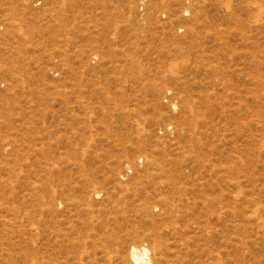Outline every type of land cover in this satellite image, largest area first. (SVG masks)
I'll return each mask as SVG.
<instances>
[{
    "label": "rangeland",
    "instance_id": "1",
    "mask_svg": "<svg viewBox=\"0 0 264 264\" xmlns=\"http://www.w3.org/2000/svg\"><path fill=\"white\" fill-rule=\"evenodd\" d=\"M134 247L264 264V0H0V264Z\"/></svg>",
    "mask_w": 264,
    "mask_h": 264
},
{
    "label": "bare ground",
    "instance_id": "2",
    "mask_svg": "<svg viewBox=\"0 0 264 264\" xmlns=\"http://www.w3.org/2000/svg\"><path fill=\"white\" fill-rule=\"evenodd\" d=\"M148 253L149 250L145 247L142 248L134 247L131 252V257L135 264H150L148 259Z\"/></svg>",
    "mask_w": 264,
    "mask_h": 264
}]
</instances>
